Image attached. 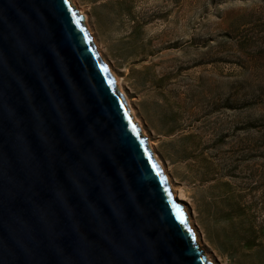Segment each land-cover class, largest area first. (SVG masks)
I'll return each mask as SVG.
<instances>
[{
    "label": "water",
    "instance_id": "water-1",
    "mask_svg": "<svg viewBox=\"0 0 264 264\" xmlns=\"http://www.w3.org/2000/svg\"><path fill=\"white\" fill-rule=\"evenodd\" d=\"M0 264H212L69 0H0Z\"/></svg>",
    "mask_w": 264,
    "mask_h": 264
},
{
    "label": "rangeland",
    "instance_id": "rangeland-1",
    "mask_svg": "<svg viewBox=\"0 0 264 264\" xmlns=\"http://www.w3.org/2000/svg\"><path fill=\"white\" fill-rule=\"evenodd\" d=\"M75 2L206 257L264 264V0Z\"/></svg>",
    "mask_w": 264,
    "mask_h": 264
},
{
    "label": "bare ground",
    "instance_id": "bare-ground-1",
    "mask_svg": "<svg viewBox=\"0 0 264 264\" xmlns=\"http://www.w3.org/2000/svg\"><path fill=\"white\" fill-rule=\"evenodd\" d=\"M69 1H70L71 5L75 8V10L78 12V14L83 17V24H84V26H85L88 34H89V37L92 39V43L94 45L95 51H96V53H98L99 57L102 58V55H101V53L99 52V49H98L97 42H96V40H95V38L93 36V32H92V30L89 28V26L87 24V20L88 19H87L86 14L83 12V10H80L79 9V7L77 6V3L75 2V0H69ZM102 63L105 66V68L107 69L108 73L114 79L115 84H116V86L118 88V92L122 96V99L124 101V105H125L128 113L133 117V120L137 124V126L139 127V129H140L141 134L143 135V137L146 138L147 137V133L145 132V129L143 127V123L141 122V120L139 118H137V116L135 114V111L133 110V107L131 106V103H130L129 99L127 98V96L124 93V90L121 87V84H120V81H119L118 77L115 75V73H113V71L111 70V68L106 63H104V62H102ZM147 143H148V147H149L151 153L154 155L155 159L159 163L162 173L167 177V180H168L169 185L171 187L170 189L172 191V194H173V197H174L175 201L177 203H179L180 205H182L183 208H184V210H185V212L188 214L187 206L184 203V201H186V197L181 192H179V191H177L176 189L173 188V185L171 184L170 177L165 173V169H164L163 163L160 161V159L158 158V156L155 154L154 144L151 143L149 140L147 141ZM188 221H189V225H191L190 224L191 221L190 220H188ZM191 230L193 232V235L196 236L194 230L192 228H191ZM195 241L200 246V249L203 250V245L198 242L197 238H195ZM208 260L209 261H212L210 259H208Z\"/></svg>",
    "mask_w": 264,
    "mask_h": 264
}]
</instances>
